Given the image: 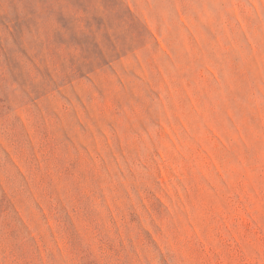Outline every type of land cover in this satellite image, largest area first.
Instances as JSON below:
<instances>
[{"label": "rangeland", "instance_id": "1", "mask_svg": "<svg viewBox=\"0 0 264 264\" xmlns=\"http://www.w3.org/2000/svg\"><path fill=\"white\" fill-rule=\"evenodd\" d=\"M0 264H264V0H0Z\"/></svg>", "mask_w": 264, "mask_h": 264}]
</instances>
